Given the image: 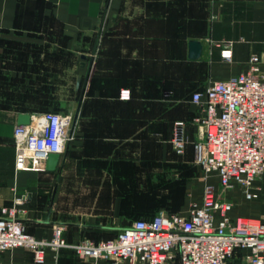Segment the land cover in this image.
<instances>
[{
    "label": "crops",
    "instance_id": "1",
    "mask_svg": "<svg viewBox=\"0 0 264 264\" xmlns=\"http://www.w3.org/2000/svg\"><path fill=\"white\" fill-rule=\"evenodd\" d=\"M192 39L204 45L196 60L189 57ZM228 42L231 60L221 55ZM32 48L44 50L32 56ZM253 55L264 73V0H0V214L24 197L27 231L50 239L60 226L69 243L112 239L124 221L153 218L141 192L172 185L179 169L188 176L194 162L198 107L192 93L248 70ZM31 63L56 65V73L71 66L67 77L58 75L47 87L48 99L34 101L24 77ZM16 74L24 80L20 106L7 84ZM123 90L129 99L121 97ZM45 111L75 114L66 152L54 171L19 167L18 115ZM177 121L186 123L190 140L183 155L172 144ZM262 179L258 200L245 199L241 187L226 193L233 216L264 221ZM248 253L238 251L232 264H245ZM0 259L32 264L33 254L16 248ZM45 264L115 263L61 248L48 249Z\"/></svg>",
    "mask_w": 264,
    "mask_h": 264
},
{
    "label": "built area",
    "instance_id": "2",
    "mask_svg": "<svg viewBox=\"0 0 264 264\" xmlns=\"http://www.w3.org/2000/svg\"><path fill=\"white\" fill-rule=\"evenodd\" d=\"M215 18V16H213ZM232 42L222 50L231 60ZM123 99L130 91L123 90ZM198 107L193 124L198 138L193 143L194 162L206 174L216 173L220 191L207 182L202 200L185 212L160 210L151 218H137L108 240L69 243L64 229L54 227L50 239L29 233L21 219L24 197H17L0 214V253L24 248L32 252V264H45L48 249L69 248L80 257L115 264H232L240 250H248L245 264H264V221L233 216L234 202L226 193L241 187L245 199L260 198L264 175V73L258 55L248 70L228 79L212 80L192 93ZM76 123L71 112L31 113L29 124L13 131L19 167L45 168L50 153L64 154ZM186 123H175L172 144L183 155L190 142ZM0 264H4L0 259Z\"/></svg>",
    "mask_w": 264,
    "mask_h": 264
},
{
    "label": "rangeland",
    "instance_id": "3",
    "mask_svg": "<svg viewBox=\"0 0 264 264\" xmlns=\"http://www.w3.org/2000/svg\"><path fill=\"white\" fill-rule=\"evenodd\" d=\"M44 49H38V48H32L31 49V55L32 56H38L40 52H43ZM46 52L48 53V49H46ZM16 67H21L22 65L19 63L15 64ZM28 66V65H25ZM56 65L51 64H43V63H31L30 65V72L25 75V78L30 79V87L32 94L30 96L31 100H37L41 101L43 99H48L46 95H43L47 92V87L50 86L58 79V75H63L64 77H67L68 73L67 69L71 65L64 64L62 65L64 67V72L62 73H56L59 72L58 69L55 68ZM56 69V70H55ZM23 77L16 76L11 80H8V83L10 86L15 87L12 91V95L14 96V101L16 105H21L23 102V95H22V87L21 84L24 82L22 79ZM57 78V79H56ZM61 80V79H60ZM63 81H65L63 79ZM1 83V82H0ZM44 83V85H43ZM12 89V88H11ZM10 91V90H9ZM42 93V94H41ZM62 96H52L50 99L59 100ZM179 155V154H178ZM189 175H181L182 170L179 169L176 171V173H179L180 175H175V178L173 180V184L169 186L168 185H162L161 183H158L156 186V189L154 190H148L142 191L141 194L144 197V200L146 204H149V206H152L151 210H155V213H157L160 210H173L174 208L179 212H185L189 208L190 202L193 200H200L203 195V188L207 182L213 183L217 190L220 191V185H219V178L216 173H210L206 174L203 169L195 164V162H192L189 167ZM165 180V177H164ZM172 180L171 177L170 179ZM160 181L163 180L160 178ZM138 194V193H137ZM132 195V193H131Z\"/></svg>",
    "mask_w": 264,
    "mask_h": 264
},
{
    "label": "water",
    "instance_id": "4",
    "mask_svg": "<svg viewBox=\"0 0 264 264\" xmlns=\"http://www.w3.org/2000/svg\"><path fill=\"white\" fill-rule=\"evenodd\" d=\"M98 42H99V38L96 40V43H95V46L93 49V54L96 53V50L98 47ZM189 47H190V53H189L190 59H193V60L199 59L201 57L203 49H204V45H203L202 41L192 39L189 42ZM82 58L87 59L86 55H83ZM80 84H81V79H79L77 81V87H80ZM30 122H31V113L23 112V113H20L18 115V118H17L18 124H29ZM71 133H72V131L69 132V136H71ZM60 159H61V154L50 153L48 155V159L46 161V166H45L46 170H49V171L56 170L58 165H59ZM130 223H131V221H129V220L124 221L123 227L129 226Z\"/></svg>",
    "mask_w": 264,
    "mask_h": 264
},
{
    "label": "trees",
    "instance_id": "5",
    "mask_svg": "<svg viewBox=\"0 0 264 264\" xmlns=\"http://www.w3.org/2000/svg\"><path fill=\"white\" fill-rule=\"evenodd\" d=\"M178 210H177V208L175 209H173V210H170V212H177ZM139 218H142V217H139ZM143 218H145V217H143ZM148 219V218H147ZM118 234V233H117Z\"/></svg>",
    "mask_w": 264,
    "mask_h": 264
}]
</instances>
